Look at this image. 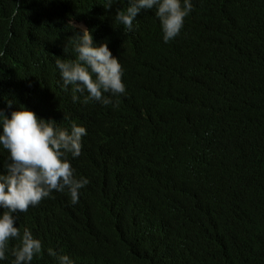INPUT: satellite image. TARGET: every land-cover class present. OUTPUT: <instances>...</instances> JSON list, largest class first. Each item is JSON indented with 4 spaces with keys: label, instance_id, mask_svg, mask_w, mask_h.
<instances>
[{
    "label": "trees",
    "instance_id": "16d2710c",
    "mask_svg": "<svg viewBox=\"0 0 264 264\" xmlns=\"http://www.w3.org/2000/svg\"><path fill=\"white\" fill-rule=\"evenodd\" d=\"M105 3L0 0V107L10 113L12 99L83 125L109 177L89 202L62 191L15 213L42 242L31 264H56L49 246L74 264H264V0H192L167 43L155 9L128 31L114 19L126 0ZM70 19L120 59L125 93L113 103L87 93L74 103L61 87L55 59L75 55Z\"/></svg>",
    "mask_w": 264,
    "mask_h": 264
},
{
    "label": "clouds",
    "instance_id": "9594fccd",
    "mask_svg": "<svg viewBox=\"0 0 264 264\" xmlns=\"http://www.w3.org/2000/svg\"><path fill=\"white\" fill-rule=\"evenodd\" d=\"M113 3L114 0H106L104 7ZM126 3V7L115 10V21L131 31L141 10L155 9L165 43L179 34L184 18L193 8L192 0H126ZM15 15L14 9L7 17L8 24ZM68 25L73 29L70 38L75 55L71 59L60 56L55 59L61 87L67 89L71 85L74 103L78 94L83 93H87L85 100L102 105L113 103V97L125 93L120 59L112 54L106 41L95 42L92 31L85 25L71 19ZM2 55L4 52L0 50ZM14 102L5 98V107L11 109L8 114L0 107V150L6 152L0 162L3 169L0 170V260L10 254L9 264H31L33 257L41 254L42 242L28 227L21 231L16 226L15 213H26L62 191H67L72 203L81 196L89 202L102 193L109 177L104 165L98 164L96 152L85 145L83 125L73 122L63 127L51 118L38 117L23 104L12 108ZM181 122L182 116L176 124L181 126ZM128 135L132 144H141L143 134L138 129ZM10 240L16 241L11 248ZM44 251L56 264H74L68 254L51 246Z\"/></svg>",
    "mask_w": 264,
    "mask_h": 264
}]
</instances>
